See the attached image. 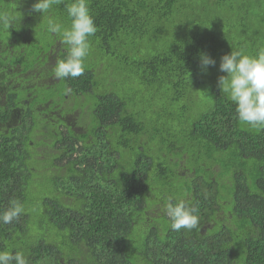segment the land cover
<instances>
[{
    "label": "trees",
    "instance_id": "16d2710c",
    "mask_svg": "<svg viewBox=\"0 0 264 264\" xmlns=\"http://www.w3.org/2000/svg\"><path fill=\"white\" fill-rule=\"evenodd\" d=\"M0 0V251L28 264H264V131L218 85L221 57L264 48V0H87L85 71L47 30L62 0ZM216 60L201 70L199 53ZM196 209L173 231L166 204Z\"/></svg>",
    "mask_w": 264,
    "mask_h": 264
},
{
    "label": "clouds",
    "instance_id": "9594fccd",
    "mask_svg": "<svg viewBox=\"0 0 264 264\" xmlns=\"http://www.w3.org/2000/svg\"><path fill=\"white\" fill-rule=\"evenodd\" d=\"M61 2L62 0H36L31 10L44 15L53 5ZM66 10L70 18L69 26L65 27L51 16L47 20V30L59 36L60 42L68 48L67 58L58 61L54 68L55 78L61 80L83 75L84 61L90 51L89 37L97 31L87 0H72L67 4ZM12 23L13 17L10 14L0 13V24L9 28ZM199 62L205 73L209 66L216 65V60L204 52L199 53ZM219 71L227 74L218 78V85L236 105L239 121L256 131H264V48L259 49L254 56L232 49L229 54L221 57ZM24 211V205L13 200L0 213V223L11 224ZM166 213L173 231L193 230L199 225L196 209L188 206L184 200L173 203L169 198ZM0 264H28V260L22 251L13 253L6 250L0 251Z\"/></svg>",
    "mask_w": 264,
    "mask_h": 264
}]
</instances>
